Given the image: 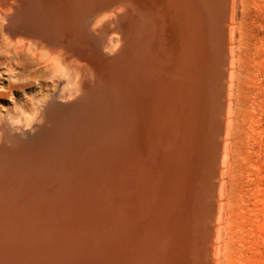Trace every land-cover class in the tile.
Wrapping results in <instances>:
<instances>
[{"label":"bare ground","instance_id":"bare-ground-1","mask_svg":"<svg viewBox=\"0 0 264 264\" xmlns=\"http://www.w3.org/2000/svg\"><path fill=\"white\" fill-rule=\"evenodd\" d=\"M237 1L0 0V264H233Z\"/></svg>","mask_w":264,"mask_h":264},{"label":"rangeland","instance_id":"rangeland-1","mask_svg":"<svg viewBox=\"0 0 264 264\" xmlns=\"http://www.w3.org/2000/svg\"><path fill=\"white\" fill-rule=\"evenodd\" d=\"M233 60L234 154L223 176L231 223L225 229L233 264H264V0L237 1Z\"/></svg>","mask_w":264,"mask_h":264}]
</instances>
